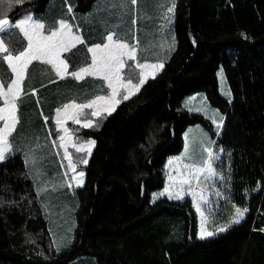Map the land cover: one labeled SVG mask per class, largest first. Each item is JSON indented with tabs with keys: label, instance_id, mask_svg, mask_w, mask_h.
I'll use <instances>...</instances> for the list:
<instances>
[{
	"label": "trees",
	"instance_id": "obj_1",
	"mask_svg": "<svg viewBox=\"0 0 264 264\" xmlns=\"http://www.w3.org/2000/svg\"><path fill=\"white\" fill-rule=\"evenodd\" d=\"M49 1L4 0L0 19L41 14ZM94 1L79 0L76 7L87 10ZM174 3L175 48L163 68L112 114L80 131L95 146L75 191L77 227L69 246H52L22 154L0 163V264L81 258L96 264H264V0ZM21 38L5 40L10 47ZM220 68L231 99L220 94ZM197 92L224 115L219 134L210 120L183 107ZM194 124L221 152L211 162L216 177L202 208L213 233L204 239L197 237L189 197L151 199L163 188L167 158L182 151V135ZM237 208L247 211L234 224Z\"/></svg>",
	"mask_w": 264,
	"mask_h": 264
},
{
	"label": "crops",
	"instance_id": "obj_2",
	"mask_svg": "<svg viewBox=\"0 0 264 264\" xmlns=\"http://www.w3.org/2000/svg\"><path fill=\"white\" fill-rule=\"evenodd\" d=\"M78 1L50 0L41 14L32 12L28 14L34 20L44 23L46 29L54 25L58 26L59 21L62 19L69 23L73 27V31L84 39L85 44L78 45L71 52L62 55V58L66 59L69 64L70 73L79 71L82 67L91 63V56L86 50L88 46L106 43V35L113 33L122 42H127L137 49V60L127 61L125 68L121 71V76L125 82L128 75H132L134 77L133 83H138L140 70L136 67L137 63H163L164 65L169 58L167 55L173 53L175 42L168 44L170 38L169 33H166V29L168 28L167 23H165V29L161 27L160 29L155 28L151 30L150 28V24L154 22L153 11L155 5L153 4H155L156 0L155 2L153 0H144L145 8L140 15V22L130 0H95L87 10L78 9L76 7ZM158 1L161 5V0ZM69 4L73 9L71 13L67 11ZM26 16L20 17L16 21L8 20L10 23H18ZM173 22L172 29L170 25L169 30H171V39L174 38L175 40ZM16 31L17 34L14 32L10 35L0 34V37L4 40L6 37L8 41L11 38H17L18 34L22 37L19 30ZM45 34L48 33L45 32ZM21 40L17 39L10 42V48L15 52L22 50L20 47L24 45L21 44ZM5 42L8 46V42L6 40ZM2 55L0 54V56ZM125 59L127 60V58ZM128 65L132 66L131 69ZM159 70H156L155 74ZM14 78V75L8 69L7 63L0 60V83L7 85ZM149 78H152L151 74ZM21 89V96L17 100L19 123L16 125L15 131L8 138L11 151L6 154V157L15 152L22 154L36 189L40 187L39 184L41 187H47L50 184L49 181H52V176L49 173H59L62 175V179H64V172L66 171L71 173H75L76 171L84 172V176L81 179L83 186L85 171L82 167L86 164L79 161L81 159H87L88 161L90 156L86 152H76V148L73 145L78 147L80 144L87 143L88 141H94L92 138L85 139L80 135V131L88 129L82 127L81 124L85 120H92L95 123L98 117L91 116L93 109L85 108L83 114L78 117L81 121L80 124L75 123L71 119H65L62 124H58L57 110H62L64 106L72 103L77 105L87 104L97 96L110 95L111 89L107 87V82L88 75H85L80 80L74 79L71 75L61 79L57 77L51 65L33 61L25 74L24 80L21 82ZM121 93L122 95L126 94L123 89H121ZM134 94L129 95V98ZM117 99H120L121 102L124 101L122 96ZM3 107L4 102L0 99V108ZM102 115L109 114L103 112L101 113ZM2 127L3 121H0V128ZM64 128L68 129V136L71 137L70 142H68L67 137L65 138V142L67 143V150L72 156L73 163L76 164L75 172L67 168L68 161L64 159V149L60 147V137L65 136ZM93 149L94 147H92L91 153ZM72 264L96 263L93 259L81 258L73 261Z\"/></svg>",
	"mask_w": 264,
	"mask_h": 264
},
{
	"label": "snow or ice",
	"instance_id": "obj_3",
	"mask_svg": "<svg viewBox=\"0 0 264 264\" xmlns=\"http://www.w3.org/2000/svg\"><path fill=\"white\" fill-rule=\"evenodd\" d=\"M4 2V0H0ZM130 3L136 4L137 0H130ZM175 4L167 8L168 13H173ZM72 7L69 4L67 11L72 12ZM170 19V17H168ZM19 30L22 34L21 44L24 45L22 50L15 52L9 46L6 45L5 40L0 37V60L6 62L8 69L14 75V79L7 85L0 83V99L4 102V107L0 108V121H3V127L0 128V162L6 159V154L11 151L9 142V136L15 131L16 125L19 123L17 116V100L21 96V82L25 78V74L32 64L33 61H39L42 64L51 65L54 69L57 77L63 79L65 76L71 75L74 79L80 80L85 75L93 76L102 79L107 82V87L111 89V93L108 96H97L90 103L77 105L72 103L64 106L62 110H57V123L62 124L65 119H71L75 123L80 124L79 115L83 114L85 108L93 109L91 116L100 117L101 113L107 112L109 115L115 110L116 106L121 102L118 97L122 96L123 100H127L129 95L134 94L139 88L146 82L149 75L154 78L155 72L158 69L163 68V63L148 64V63H137L136 67L139 71L138 83H133L134 77L128 75L125 82L121 76V71L125 68L127 61L137 60V49L135 46L122 42L119 37L113 33L106 35V43L96 44L95 46H88L87 53L91 56V63L85 67H82L79 71L69 72V64L66 59L62 58L64 53L71 52L77 48L78 45L85 44L84 39L73 31V27L60 20L58 26H52L46 29L45 24L38 22L33 19L31 15L22 18L18 23H10L7 18L0 19V34H11V31ZM78 31V30H77ZM47 32L48 34H45ZM127 58V60L125 59ZM131 69V65H128ZM121 89L124 90L123 94ZM35 94V93H33ZM63 113V115H61ZM84 128L94 127V121L85 120L82 124ZM222 127V124H217V128ZM65 136H61L60 147L64 149V159L68 161L67 168L75 172L76 164L73 163L72 156L67 150V143L65 138L67 137L68 142L71 141V137L68 136V129H63ZM95 141H88L87 143L80 144L76 148V152H86L87 155H91V149L94 147ZM208 153V158L203 161V167L189 166L188 178L181 179L179 182L184 185H191L192 180L199 181L201 176L205 180H208L216 176L215 170L212 168L213 153L204 149ZM80 163L87 164V159H81ZM63 166V165H62ZM207 173V175H204ZM67 175V173H65ZM79 177H83L84 173H78ZM171 179V177H169ZM77 186L82 185V180L77 179L76 176L72 177ZM71 187V184L68 185ZM169 192L168 189H165ZM181 191H176L174 194L175 199H182ZM190 194L193 196L194 206L197 212L200 213L203 218V212L201 211L200 204L196 202L198 193L192 191ZM169 198H173V194L169 192ZM200 201L204 204H208L209 201L199 196ZM247 210H241L237 208L235 210L236 215L234 216L232 223H239L244 217V213ZM226 228H220L218 231H225ZM211 232H206L202 227L200 236L204 238L205 235H212Z\"/></svg>",
	"mask_w": 264,
	"mask_h": 264
},
{
	"label": "rangeland",
	"instance_id": "obj_4",
	"mask_svg": "<svg viewBox=\"0 0 264 264\" xmlns=\"http://www.w3.org/2000/svg\"><path fill=\"white\" fill-rule=\"evenodd\" d=\"M153 1L155 2V0ZM173 3V0H161V5H164L162 6V8L159 4V1L156 0L155 4H153L155 5V9L153 11L154 22L150 24L151 30H154L155 28L160 29L161 27L165 29V23H167L168 28L166 29V33H169L170 38L168 44H173L175 42L174 38L171 39V30H169L170 25L172 29L174 12H167V8L171 7ZM144 8V0H137V3L133 4V10L138 17L139 22L140 15ZM28 14L29 13H26L21 17ZM168 17H170V19H168ZM167 56H169L170 58L171 55ZM218 83L221 96L225 99H231V91L223 68H220L218 71ZM182 104L183 107L189 112L200 114L210 120L214 126L216 134H219L221 127L218 129L217 124H222L224 115L221 114V112L217 108L211 106V104L207 100L205 93L197 92L195 94L187 96L184 98ZM76 132L75 134H77ZM182 137L184 141L183 149L179 154L169 156L167 158L163 169V188L152 192L151 199L154 202L160 198L165 197L170 200L181 201L184 198L189 197L192 201V207L196 214L197 237L201 238L200 232L202 221L205 231L209 232L207 230V217L203 213L202 218L200 213L197 212L196 207L194 206L193 196L190 194V192L194 191L198 193L196 202L200 204L202 211L203 206H205L206 204L200 201L199 196L203 195V197L208 200L210 196L209 188L216 176L208 180H205L204 177L201 176L199 181L192 180L191 185H182L179 181L181 179L188 178L189 166L203 167V161L208 158V153L204 151V149H208L213 153V159L219 157L221 155V152L218 149L214 148V139L211 137L210 133L200 124L189 126L183 133ZM65 173H67V175H65ZM78 173L80 172L76 171L75 173H71L66 171L64 172V179H62V175L59 173H49L52 176L53 183L52 181H49L50 184H48L47 187H41V185L39 184L40 187H37L36 189L38 191L37 195L40 200L39 202L47 220L48 229L52 240V246L57 251L66 248L73 242L74 231L77 227V199L75 196V191L77 188L82 187V185L77 186L76 182L72 180V177L73 175H75L77 179L81 180L82 178L78 176ZM204 175H207V173H205ZM169 177H171V179H169ZM69 184H71V187L68 186ZM165 189H168L169 192L173 194V198H169V192H166ZM181 189V195L183 198L175 199V192L180 191ZM239 209H241L242 211L245 210L243 208ZM245 214L246 212L244 213V216ZM211 236L212 235H205L204 238H210Z\"/></svg>",
	"mask_w": 264,
	"mask_h": 264
}]
</instances>
